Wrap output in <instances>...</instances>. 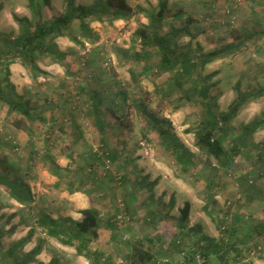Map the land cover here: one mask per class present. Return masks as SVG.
<instances>
[{
  "label": "rangeland",
  "instance_id": "374dc122",
  "mask_svg": "<svg viewBox=\"0 0 264 264\" xmlns=\"http://www.w3.org/2000/svg\"><path fill=\"white\" fill-rule=\"evenodd\" d=\"M66 1L51 0L49 7L45 0H35L31 7L30 0H0L1 35L15 37L22 32L14 14L29 17L34 25L45 23L65 11ZM94 1L75 0V3L90 5ZM127 1L133 8L128 18L88 19L98 35L96 42L81 38L82 42L77 43L69 35L58 37V48L65 53L63 62L42 56L38 60L39 72H33L20 60L10 66V79L17 92L45 121L26 119L31 123V131L17 129L13 123L21 115L9 113L8 107L0 102V169L26 182L34 196L33 202L25 206L0 185V264L14 263L6 250L26 237L31 228L35 232L30 241L17 250L19 259L41 245L36 256L40 261L56 257L61 264H96L84 256L81 258L75 245L62 243L35 224L36 214L41 210L60 212L54 203L62 199L66 190L73 192L69 186L74 191L80 187L84 192L93 189L94 201L109 207L108 213L119 230L113 245L106 246L109 249L106 253L111 256L100 264H162L164 259H169L170 264H204L199 255L195 261L186 256L185 243H190V239H180L179 209L186 200L192 204L188 222L203 223L207 231L211 225L218 230V237L222 225L228 229L240 222L246 229L256 219L264 217V128L253 134L241 154L234 156L226 167L218 166L215 158H208L196 146L194 134L204 117V107L194 99L184 103L176 98L173 100L180 94L179 90L172 99L165 96L167 87L164 85L170 71L160 73L152 68L137 78L132 77V70L140 73L144 67L143 61L138 62L130 55L141 47L135 31L149 23L148 14L158 8L159 0ZM189 17L193 21L190 22ZM78 24L74 22L72 33H76ZM174 27L192 33L183 31L176 40L181 51L191 50L196 54L245 38L240 49L197 70L203 77L213 74L202 83L209 87V100L215 111L228 109L238 93L256 94L264 87V34L261 33L264 30V0H169L162 32L167 33ZM259 27L262 28L254 31ZM157 59L155 56L153 61ZM1 77L0 84L4 85ZM118 84L128 91L129 98L124 105L114 94ZM199 86V83H188L190 90L199 89ZM81 87L99 89L104 96L101 117L106 124V146L98 127L86 113L88 98L86 93H80ZM143 101L150 111L172 122L173 131L183 143L181 151L185 150L191 159L188 172L173 151L161 143L156 132L146 126L136 106V102ZM68 105L75 110L77 122L71 121ZM263 113L264 94L247 101L227 127L225 147L230 150L244 121L261 118ZM76 123L78 127L83 124V130L78 129ZM89 149H117L119 153V159L100 167L92 181L88 178L84 156ZM55 165L68 171L60 177L52 171ZM205 168L218 169L215 174L220 180L214 196L217 203L211 206L213 215L204 210L207 193L205 180L199 176ZM123 174L127 175V180L122 182ZM126 202L136 208L127 206ZM156 207H161L160 216L167 225L149 212L147 214V210L154 212ZM118 215H122V219L117 220ZM145 233L151 238L148 236L144 240ZM237 235H243V231L239 230ZM253 244L244 243L238 248L246 253L247 245L253 247ZM259 245L261 248H252L248 255L243 253L244 258L236 264H264L263 243L260 241ZM131 247L148 251L150 260H141L144 256H140L139 251L131 256ZM211 264L220 263L215 260Z\"/></svg>",
  "mask_w": 264,
  "mask_h": 264
},
{
  "label": "trees",
  "instance_id": "16d2710c",
  "mask_svg": "<svg viewBox=\"0 0 264 264\" xmlns=\"http://www.w3.org/2000/svg\"><path fill=\"white\" fill-rule=\"evenodd\" d=\"M45 2L49 7L52 6L51 0H45ZM168 2L169 0H159L158 8L148 14L149 23L139 26L135 31L136 36L140 38L141 47L130 53V55L132 59L138 62L143 61L144 67L140 73L132 70V77L137 78L152 68H156L160 73L170 71L171 75L167 84L164 85L167 87L165 96L172 99L179 90L180 94L174 97L173 100L176 98L180 103H184L194 99V101L204 107V117H202L194 130L196 146L208 158H215L218 166L226 167L231 163L234 156L241 154L243 147L248 145L253 134L258 129L264 128L263 113L261 118H256L242 125L240 135L238 139L233 141L230 150L224 145L229 123H231L232 119L247 101L264 94V87L256 94L250 92L238 93L228 109L220 112L215 111L209 100V87L202 83L203 79H210L213 74L203 77L200 73H197V70H202L208 63L223 58L232 51L240 49L245 43V38L237 42L229 43L220 49L203 52L201 54L191 53V50L181 51L176 40L177 37L181 33H184L183 31L190 35L192 33L185 29L175 27L171 28L167 33L162 32L168 11ZM34 5L35 0H30V6L34 7ZM131 14H133V8L127 0H95L90 5L76 4L75 0H67L66 9L62 14L54 17L49 22L35 25L29 17H20L14 14L15 21L23 28L22 32L15 37L3 36L0 32V73L2 75L0 77L5 81L4 85L0 84V102L8 107L9 113H18L21 115L19 119L14 121L13 125L17 129H25L30 132L31 123L29 122L28 124L26 119L33 121L37 118L45 121L41 115H38L34 111L32 105L24 100L22 95L17 92L15 84L10 79V66L15 60H20L33 72H39L41 70L38 65L40 57L49 56L56 61H62L65 57V53L58 48L56 42L58 37L69 35L77 43L82 42L81 38L94 43L98 40V35L91 27L88 19L93 17L100 20L109 19L112 21L128 18ZM188 20L190 22L193 21L191 17ZM75 21H78L79 24L74 34L72 32ZM261 33L264 34V31H261ZM200 49L202 48L200 47ZM155 56L158 59L153 61ZM68 72L71 73L70 71ZM188 83H199V89L196 87V89L190 90ZM80 93L83 95L87 94L88 100L86 106H89L88 110H90L91 114L95 115L96 123L101 133V141L106 146L107 143L104 137L106 124L101 117V103L104 100V96L101 90L92 87L90 89L81 87ZM114 94L117 99L121 100L122 105L128 101V91L123 85L118 84ZM136 103L149 130L156 132L160 137L161 143L173 151L185 172H188L191 159L185 150L181 151L183 143L173 131L172 122L150 111L145 101ZM68 109L71 112V121H76L78 116L73 112L75 110L69 105ZM118 155L117 149H104L100 151L93 149L86 150L84 156H86L85 166L89 169L88 178L92 181V178L97 176L96 171L100 167L107 166L109 162H116L119 157ZM54 169L55 171H52L60 177L68 171L67 169H61L58 165H55ZM59 170H61V173ZM217 172L218 169L205 168L199 176L205 180L208 202L204 210L210 215H213L211 206H213V203H217V200L214 199L216 188L220 186V180L217 178L219 176L215 174ZM125 176L127 175L123 174L121 176L123 179L122 182L127 180ZM0 185L5 186L10 196L25 206L34 200L31 188L26 182L16 176H11L7 171L4 172L1 169ZM69 189L74 191L72 186H69ZM75 191H82V188H76ZM93 191V189H90L86 192L92 195ZM126 203L130 207V203ZM191 205V202L186 200L179 209L180 217L177 228L179 229V234H181V240L185 238L190 239V243H184L186 249H188L186 256L192 261H195L199 255L204 264H211L215 260L220 264H236L240 259L244 258L242 255L244 252L238 248L241 244L255 243L253 247L247 245L245 255H248L252 248L254 250L261 248L259 245L260 241L264 247V218L259 222L255 221L254 224H249L251 226L246 227V229H243L242 224H239L240 222L238 225L236 222L233 223L228 229L222 225L220 237H214L204 232L201 224L188 226L187 222L189 220ZM81 213L83 217L80 220H75L69 216L54 218L49 213L41 210L36 214L35 224L44 229L47 235L58 238L62 243L75 245L78 255L87 257L92 263L100 264L102 263V253L90 247L91 241L98 237V229L101 227L99 212L95 207H91L83 209ZM221 223H224L223 218H221ZM239 230L243 231V235H237ZM34 232L35 229L31 228L26 237L14 242L6 250L8 256L13 259V264H29L31 261H35L36 264H61L56 257H53L48 263L36 259V256L41 251V245L34 247L22 259L18 258L17 250L30 241ZM131 249V256L140 250L135 249V247H131ZM139 252H141L139 253L140 256H144L141 260L144 262L150 260L151 254L148 251L141 249Z\"/></svg>",
  "mask_w": 264,
  "mask_h": 264
},
{
  "label": "crops",
  "instance_id": "0c3cea01",
  "mask_svg": "<svg viewBox=\"0 0 264 264\" xmlns=\"http://www.w3.org/2000/svg\"><path fill=\"white\" fill-rule=\"evenodd\" d=\"M260 8H261V10H263L262 7H260ZM260 28H262V27L256 28L254 31H257ZM262 31H264V30H262ZM256 99L257 98H253V100H256ZM251 102H255V101H251ZM247 106L250 107V105H247ZM247 106H246V108H247ZM89 112H90V110L86 109V113H88L91 116L92 121L94 122V125L97 128L98 125L96 123V117H95V115L91 114V112L90 113ZM256 118H258V117L250 118V120L244 121L243 124L249 123V122H251L252 120H254ZM70 123H71V121H70ZM75 125L77 126V123ZM79 127L83 130L84 126L82 124V126H79ZM97 131L100 133L99 128H97ZM251 139H253V137ZM130 198H131V196H130ZM54 204H56L57 209L60 210V212H54V210H49V214L52 217L60 218V217L69 216V217H72L75 220H80L83 217V215L81 213V211L83 209L95 207L98 210L99 216L101 218L100 219V226L101 227L98 229V237L91 241L90 247L92 249H97V250H99L102 253V259L101 260H105L106 257H110L111 256V255H108L106 253V251L109 250L107 247H111L113 245L115 237H116V235H118L117 233L119 232V230H118V228L116 226V223L113 222V217H111V215L108 213V210H109L108 206L105 205L103 207L101 205H97L96 202L94 201V197L92 195H89L87 192H84V191L69 192L68 190H66L64 193H62V199L61 200H57L56 203H54ZM130 206L132 208L135 207V205H133L132 203L130 204ZM154 210L155 211L153 212V211H151L149 209L146 212H147V214L149 212L150 214L154 215V217L155 216L158 217L159 218L158 220H159L160 223H163V222L166 223L165 219L161 218V216H160L161 215V210H162L161 207H158L157 209H154ZM104 215H105V217H103ZM115 219H116V217H114V220ZM260 220L261 219H258V220L256 219V222H259ZM208 222L210 223V221H208ZM187 224H188L189 227L195 225L194 221H192V220H190ZM166 225H167V223H166ZM202 225H203L204 232H206L207 234H209L211 236H214V237H218L219 236L218 235V230L216 228H214L211 225H209L208 226L209 231H207V230H205V224L202 223ZM158 226H159V223L157 224V228H158ZM175 227H174V229H175ZM147 237H148V239L151 238V236L148 235V233H145L143 239L145 240V239H147ZM82 256L83 255H81L80 257L82 258ZM85 258L87 259V261H90L87 257H85ZM43 261L45 263H48L49 260L45 259Z\"/></svg>",
  "mask_w": 264,
  "mask_h": 264
},
{
  "label": "built area",
  "instance_id": "2783aa9c",
  "mask_svg": "<svg viewBox=\"0 0 264 264\" xmlns=\"http://www.w3.org/2000/svg\"><path fill=\"white\" fill-rule=\"evenodd\" d=\"M119 219H122V215H119V216L117 217V220H119ZM162 264H170L169 259H164V260L162 261Z\"/></svg>",
  "mask_w": 264,
  "mask_h": 264
}]
</instances>
